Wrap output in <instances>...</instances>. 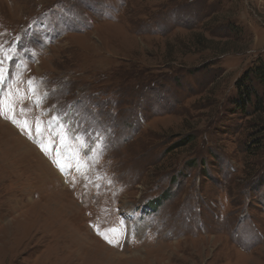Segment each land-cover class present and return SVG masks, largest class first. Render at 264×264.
<instances>
[{
  "label": "rangeland",
  "instance_id": "374dc122",
  "mask_svg": "<svg viewBox=\"0 0 264 264\" xmlns=\"http://www.w3.org/2000/svg\"><path fill=\"white\" fill-rule=\"evenodd\" d=\"M260 63L264 0H0V264H264Z\"/></svg>",
  "mask_w": 264,
  "mask_h": 264
},
{
  "label": "trees",
  "instance_id": "16d2710c",
  "mask_svg": "<svg viewBox=\"0 0 264 264\" xmlns=\"http://www.w3.org/2000/svg\"><path fill=\"white\" fill-rule=\"evenodd\" d=\"M246 79L248 80V84L253 82L262 89V99L264 100V64L260 63L254 66L253 69L250 70V73H245L241 77V80L235 83V88L240 94L235 103L241 108L247 106L251 102V99L256 98L255 93L250 88V84L245 85L246 82L244 80Z\"/></svg>",
  "mask_w": 264,
  "mask_h": 264
},
{
  "label": "snow or ice",
  "instance_id": "6c2138e0",
  "mask_svg": "<svg viewBox=\"0 0 264 264\" xmlns=\"http://www.w3.org/2000/svg\"><path fill=\"white\" fill-rule=\"evenodd\" d=\"M37 131H39V128H37ZM112 241L109 240V243H111Z\"/></svg>",
  "mask_w": 264,
  "mask_h": 264
}]
</instances>
